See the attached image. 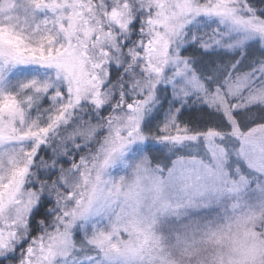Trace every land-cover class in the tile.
Wrapping results in <instances>:
<instances>
[{"label":"clouds","instance_id":"obj_1","mask_svg":"<svg viewBox=\"0 0 264 264\" xmlns=\"http://www.w3.org/2000/svg\"><path fill=\"white\" fill-rule=\"evenodd\" d=\"M0 264H264V0H0Z\"/></svg>","mask_w":264,"mask_h":264}]
</instances>
